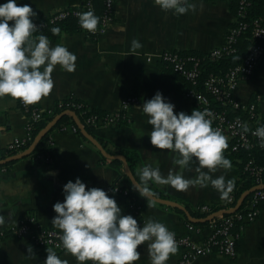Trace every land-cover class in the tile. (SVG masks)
<instances>
[{
  "label": "crops",
  "instance_id": "1",
  "mask_svg": "<svg viewBox=\"0 0 264 264\" xmlns=\"http://www.w3.org/2000/svg\"><path fill=\"white\" fill-rule=\"evenodd\" d=\"M4 2L6 0H0V3ZM83 2L84 0H18L20 5H31L37 13L35 17H45L59 9L78 7ZM189 3L196 5L195 10L190 9L185 14L177 15L173 11L162 10L155 0H116L114 18L103 34L91 36L82 30L63 32L57 40L49 38L53 46L62 43L76 54V69L67 72L57 65L52 73L53 90L33 104L34 107L42 111L56 109L60 101L73 97L84 101L91 108L117 113L123 101L135 95L138 102L129 107V120L99 125L93 136L111 155L125 157L119 151H136L140 155V164L135 174L132 173L138 181L139 170L145 164L158 165L166 176L168 169L173 167V154L170 150H161L151 144L148 133L152 126L148 123L147 115L137 107L158 90L175 104L174 111L177 113L185 111L190 114L196 106L186 96L184 79L159 57L165 50L208 53L224 45L236 18V11L227 0H189ZM134 39L142 47L133 49ZM234 95L242 102L255 100L260 95L258 111L264 117V61L257 66L250 80L239 84ZM69 112L75 111L64 110L54 118L61 114L71 116ZM74 123L76 124L75 120ZM55 125L49 132L48 139L54 141L51 163H43L31 154L12 159L27 151L36 136L27 147L15 152L8 150V145L14 139L28 137V115L16 98L0 97V162L7 161L0 164V214L5 216V223L0 225V233L11 231L32 215L37 217L40 227L58 229L51 222L56 215L53 205L57 201H63V185L80 177L89 187L119 182L129 188V197H114L122 213L131 214L140 226L147 219L153 218L165 223L177 234H190L197 241H203L211 234L210 226L196 225L182 209L157 201L148 206L151 202L133 189L123 161L104 156L82 134L80 122L78 126L76 124L77 131L73 130L72 124L65 129H55ZM195 167L193 162L190 169L184 170V176L194 178L197 175ZM240 174L237 166L227 170L218 168L212 173L214 177L224 175L226 179L234 178L235 185L229 195L233 194ZM150 187L157 197L173 200L186 207L195 219L211 214L203 213L202 217H195L191 210L202 213L198 210L200 205L221 206L227 199L222 198L210 184L207 187L196 185L186 191L154 182L150 183ZM129 200L140 203L141 208L137 211L130 208ZM220 210L224 209L218 211ZM190 223H194L199 229L190 231ZM147 243L138 246L141 256L134 264H150ZM28 248H32L34 254L28 253ZM41 254L29 236L11 235L0 246V264H42ZM57 254L68 260L69 264H78L76 258L66 251ZM182 254L183 249L177 246V252L170 255L167 264H180ZM86 264H90V261ZM194 264H264V210L255 221L243 225L235 258L210 253L196 258Z\"/></svg>",
  "mask_w": 264,
  "mask_h": 264
},
{
  "label": "clouds",
  "instance_id": "2",
  "mask_svg": "<svg viewBox=\"0 0 264 264\" xmlns=\"http://www.w3.org/2000/svg\"><path fill=\"white\" fill-rule=\"evenodd\" d=\"M164 11L177 15L195 10L189 0H155ZM37 13L29 4H18V0L0 3V97L18 98L25 104H35L48 96L54 88L52 73L57 65L64 71L76 69L77 56L62 43L54 46L44 35H34L38 26L33 21ZM12 22V23H10ZM83 29L95 31L99 17L93 10L78 14ZM59 33V28H53ZM142 47L138 40L132 48ZM175 104L158 90L150 99H145L142 109L152 126L150 142L161 150H170L173 167L163 175L159 166L145 164L139 170V181L133 180L132 187L152 206L156 193L150 187L154 182L170 185L179 191L199 185L215 188L222 198H228L235 180L224 175L213 176L218 168L230 169L232 162L224 155L228 139L219 128H214L208 109L194 108L191 113L175 112ZM240 127L249 131L247 123ZM252 134L259 138L264 147V124ZM195 162L194 178H186L184 170ZM53 175L55 173H52ZM63 201L53 205L56 215L52 224L60 231L59 239L67 253L74 256L78 264H134L140 259L138 246L147 243L150 264H167L171 254L177 252L176 235L168 226L149 218L138 224L131 214L124 215L114 196L100 187H89L80 177L63 185ZM5 216L0 214V225ZM28 253L34 254L32 248ZM44 264H69L52 247L46 248Z\"/></svg>",
  "mask_w": 264,
  "mask_h": 264
},
{
  "label": "built area",
  "instance_id": "3",
  "mask_svg": "<svg viewBox=\"0 0 264 264\" xmlns=\"http://www.w3.org/2000/svg\"><path fill=\"white\" fill-rule=\"evenodd\" d=\"M227 1L231 2L232 0ZM104 5L105 8L101 16L100 24L94 32L88 31V34L91 36L103 34L107 30L109 23L114 18L116 0H105ZM248 5L249 0H238L235 23L229 29L226 42L224 45L208 52L207 54L210 57L223 59L239 53L237 47L239 36L248 27V23L241 21V19L246 16ZM86 9L94 10L93 0H87ZM81 12L85 11L81 8V6H78L59 9L53 11L45 17H33L32 19L39 28H44L54 25L70 15L78 17V14ZM253 38L255 42L247 49L243 61L230 67L224 76L208 75L204 77L201 69L200 58L192 54L184 53L180 50H165L159 57L163 63L171 67L184 79L186 82V96L194 101L196 108L198 107L201 110H210L212 113V116L210 117L213 121L212 126L214 128L221 129L223 134L233 142V151H239L256 143L264 152V147L260 146L259 138L252 134V130L259 126L257 121L261 118V113L258 111V105L261 101L260 95H257L255 100L249 102H242L234 95L239 84L243 81L250 80L257 66L264 61V16L255 21L253 27ZM200 87L203 89H200ZM212 98L219 101L221 105L226 107L217 109L212 102ZM16 99L18 100L21 108L24 109L28 115V137L24 139H14L8 145V150L11 152L27 147L30 142L34 140L33 129L35 127V123L43 119L45 112L51 115L55 112V108L42 111L34 107L33 104H25L20 99ZM136 102H138V98L135 95H131L123 101L119 112H108L106 116L101 117L95 116L92 121L96 126H99L103 124L120 123L121 119L129 120L127 111L129 107ZM80 105L81 104L78 103L75 98L69 97L60 101L56 108L60 110L74 111L73 108L79 107ZM230 112H235L236 114L231 115ZM241 123H247L249 125V131L245 132L244 129L240 127ZM72 127L74 131L78 130L77 126L73 125ZM49 144L50 147L54 146V141L50 139ZM36 159L49 164L53 160L52 152L47 151L44 154H39L36 156ZM245 169L250 171L255 177L257 185L264 184V165H259L254 159H251L246 164ZM93 186L106 190L110 196L122 195L129 197L131 194L130 189L123 186L119 182L107 186ZM235 200L236 199L233 194L229 195L226 199L227 205L223 209H233L237 204ZM262 200H264V189L255 191L253 199L245 208L241 209V205L238 210L234 211L237 219L241 222L240 231L233 229V219L231 218L223 220L220 224H216V218L222 217V215H218L210 220L212 232L203 241L195 240L190 234L179 235L171 230L176 235L177 246L183 249L180 264H194V260L196 258L210 253H219L235 258L238 254V244L242 236L243 225L255 221L260 216L264 207H260L258 204ZM129 206L136 211L141 208L140 203H136L134 201H130ZM198 210L206 215L216 212L213 210V207L208 204L200 205ZM188 227L192 232L199 229L193 224H190ZM59 233L60 230L56 228L40 227L38 225L37 217L32 215L29 219L23 221L19 226L14 227L11 231L1 232L0 246L2 245L4 239L8 236H29L31 241H33L36 245V248L41 251L42 264H44L47 256V247L54 248L56 252L66 251L59 239ZM90 264H92V261H90Z\"/></svg>",
  "mask_w": 264,
  "mask_h": 264
},
{
  "label": "trees",
  "instance_id": "4",
  "mask_svg": "<svg viewBox=\"0 0 264 264\" xmlns=\"http://www.w3.org/2000/svg\"><path fill=\"white\" fill-rule=\"evenodd\" d=\"M86 2L87 0H84L83 4L81 5V8L86 12L88 11L86 9ZM94 3V14L99 17V23L101 22V16L103 14V10L105 8V0H93ZM232 7L235 11H237L238 8V0H232ZM264 16V0H249V5L247 6V13L245 18L241 19V21H245L248 23L247 29L239 36V40L237 43L238 52L236 55H233L228 58L223 59H215L210 57L207 53H202L198 51H190L188 54L195 55L200 58V64L201 69L203 71V76L206 77L208 75H219L224 76L226 72L229 70L230 67L236 65L237 63H240L243 61L247 49L251 44L255 42L253 38V27L256 20L260 19ZM53 28H59V33H54L52 31ZM85 31L88 33V30L83 29L79 22L78 17L74 15H70L69 17L55 23L54 25H50L44 28H39L34 35H40L44 34L48 38L52 39H59L63 32H70V31ZM171 68V67H170ZM168 67V69H170ZM172 69V68H171ZM173 72V70H171ZM174 73V72H173ZM200 89H203L200 87ZM78 103L81 105L79 107L73 108L75 113L78 116L79 122L82 125V128L85 129L88 133L95 136V128L97 127L93 123V117L98 116H106L107 111L99 110L91 108L87 103H85L82 100L76 99ZM213 104L217 107V109L225 108L226 106L221 105L219 101H216L212 98ZM64 110H60L58 108L55 109V114L51 115L47 112L44 113L43 119L35 123V127L33 129V136H37V134L44 129L47 124L54 119V116ZM231 115H235V112H230ZM256 120V119H255ZM126 120L121 119L120 123L125 122ZM258 124H264V117H261L258 119ZM69 124L75 125L74 120L71 116L65 115L63 116L55 125V129H63L67 127ZM49 136L50 133L45 135L43 139L40 141L39 145L36 147V149L31 153V156L35 158L39 154H44L47 151H52L50 144H49ZM233 142H228V147L225 149L226 154L225 156L229 158L232 162V166H237L241 174L239 178L237 179L235 189L233 191V194L235 196V202L238 201V199L241 197V195L253 187L257 185L255 177L251 174L250 171L246 170V164L249 160L254 159L255 162L259 165H264V152L263 150L254 143L250 147L243 148L239 151H233L232 150ZM121 153H124L125 157L127 158L128 164L130 165L131 171L135 174V171L137 167L140 164V155L136 151L132 150H122L119 151ZM264 182V179H263ZM255 195V192L250 193L242 203L241 209L245 208L247 205L250 204L251 200L253 199ZM227 205L226 200L225 203L221 206H214L213 210L218 211L219 209L225 208ZM258 206L264 207V200L260 201ZM192 211L193 216L195 217H202L203 213H195ZM233 219V229L240 231L241 228V222L237 219L236 213H225L222 215V217L216 218V224H220L223 220L226 219ZM192 224V223H190ZM211 221H205L197 223L198 226H210ZM194 225V223H193ZM33 242V241H32ZM34 244V242H33ZM36 247V245L34 244Z\"/></svg>",
  "mask_w": 264,
  "mask_h": 264
},
{
  "label": "water",
  "instance_id": "5",
  "mask_svg": "<svg viewBox=\"0 0 264 264\" xmlns=\"http://www.w3.org/2000/svg\"><path fill=\"white\" fill-rule=\"evenodd\" d=\"M69 114L74 118L77 126L79 125V119H78V116L75 112H69ZM63 116V114L61 115H58L57 117H55L52 121H50L47 126L42 129L38 135L36 136L35 140L33 141L32 145L27 149V151H25L23 154H20L19 156H16V157H13L12 159H18V158H21V157H24V156H28L30 155L35 149L36 147L39 145L40 141L43 139V137L45 135H47L51 129L54 127V125L59 121V119ZM80 127V126H79ZM81 131H82V134L90 141L92 142L100 151L101 153L108 157V158H118V159H121L125 165V170H126V175L127 177L129 178V180L132 181L133 180H136L138 181L134 174L132 173L131 169H130V166L129 164L127 163V160L126 158L123 156V155H111L109 154L106 149L104 148V146L93 136L91 135L90 133H88L85 129H83L81 127ZM11 159V160H12ZM10 161V160H8ZM7 161H2L0 162V164H3V163H6ZM260 189H264V184L263 185H256L255 187H253L252 189L248 190V191H245L241 197L238 199L237 201V204L235 205V207L233 209H230V210H220V211H217L211 215H209L208 217H205V218H201V219H195L191 216L190 212L186 209V207L182 206L181 204L173 201V200H170V199H164V198H161V197H155L156 201L157 202H160V203H164L166 205H172L174 207H177L179 209H182L186 214L187 216L189 217V219L194 222V223H198V222H204V221H210L211 219H213L214 217L218 216V215H222V214H225V213H232L236 210H238L240 208V206L242 205V203L244 202L245 198L252 192H255L257 190H260Z\"/></svg>",
  "mask_w": 264,
  "mask_h": 264
}]
</instances>
